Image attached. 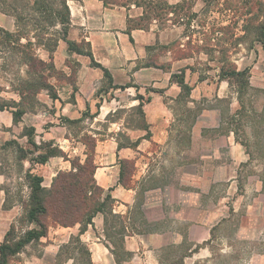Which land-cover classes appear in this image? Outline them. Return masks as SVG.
I'll return each mask as SVG.
<instances>
[{
  "label": "rangeland",
  "instance_id": "1",
  "mask_svg": "<svg viewBox=\"0 0 264 264\" xmlns=\"http://www.w3.org/2000/svg\"><path fill=\"white\" fill-rule=\"evenodd\" d=\"M251 1L264 6V0ZM249 2L186 0V8L179 16L168 17L172 21L166 24L157 22L160 27L175 28L181 36L170 45L154 47L144 62H154L164 71L151 73L145 80H170L174 85L176 98H166L171 112L169 137L165 148L153 143L143 153L144 175L139 181L133 179V175L139 174V169L135 172L133 159L138 155L130 152V159L121 163L128 186L138 190L134 213L140 230L146 235L164 233L159 264H264V37L253 33L264 19L258 11L260 6L253 7ZM248 21L252 28L246 35L244 27ZM44 27L48 36L56 30L46 24ZM28 36L35 42L32 33ZM39 49L46 50L35 47L41 58ZM67 64L73 71L79 67L73 59ZM236 71L247 72L242 94L240 83L229 79V74ZM59 72V75L50 73L49 82L57 94L61 91L70 95L76 89V74L68 78ZM180 77L192 88L190 92L181 90L177 83ZM20 79L26 80L22 66L0 70L3 98L20 100L14 92ZM102 88L108 91L107 99L120 101V104L113 102L114 106H125L110 117L111 121H121L122 126L111 125L101 118L102 121L94 122L91 116L95 107L85 112L82 122L70 124L65 120L67 117L58 115V108L40 101L50 97L46 91L25 101L24 107L29 110L25 119L40 126L37 142L54 141L65 153L66 158L61 160L69 161L71 169L61 172H71L72 164L79 170L88 157L95 163L98 140L132 145L130 139L135 133L131 131H144L147 126L146 118L128 107L131 97L127 91H112L105 79ZM11 117L9 112L0 111V143L16 140L27 148V140L21 136L23 128L9 127ZM65 133L69 142L64 140ZM95 133L102 136L96 137ZM56 162L50 159L45 166H35L33 172L51 176ZM17 163L13 148L0 150V190L9 192L8 200L14 205L10 212L4 213L7 217L3 222L0 220V236L12 224L19 234L33 228L27 221H20L26 216L23 201L28 199L29 190ZM24 165L31 167L29 162ZM93 173L91 168L83 177L90 181ZM45 246L43 239L28 246L11 264H26L31 255L42 257ZM122 257L124 263L132 256ZM64 259L60 256L58 263ZM76 264L89 263L83 258Z\"/></svg>",
  "mask_w": 264,
  "mask_h": 264
},
{
  "label": "crops",
  "instance_id": "2",
  "mask_svg": "<svg viewBox=\"0 0 264 264\" xmlns=\"http://www.w3.org/2000/svg\"><path fill=\"white\" fill-rule=\"evenodd\" d=\"M70 10L71 25L68 32V40L81 43L86 42L91 46V52L95 62L107 69L115 85L131 86L120 90L128 93L130 99V108H135L140 104L138 96L144 97V113L149 128L150 136L147 138V131L132 130L133 137L130 141L132 145L119 147V143L110 139L98 140L96 147L95 174L96 184L103 189L104 193L111 192L115 200L114 212L125 218V228L127 235L123 244V252L131 254V259L123 264H159V252L165 245L164 233L155 232L146 235L145 231L140 230L136 222L135 206L137 204V188L127 187L120 183L122 171L121 160H128L130 152L134 156L135 172L139 169V174L133 175V179L139 181L144 175L141 170L144 169L143 153L147 152L153 146V143L163 148L168 140V127L171 120L169 103L166 98L171 100L176 98L174 85L162 81H147L144 77L153 74L156 71L164 72L161 66L145 67L144 63L148 59V54L157 45L167 46L171 42L180 38L175 28H165L160 30L158 21H153L149 30H131L128 31V21L139 20L144 15L143 8L136 7L134 4L127 6L112 5L106 7L102 0H66ZM156 1V0H155ZM184 0H167L169 5H177ZM0 28L8 32L16 31V24L13 17L1 12L0 10ZM23 42H26L24 40ZM40 57L44 61L48 60L47 51L39 49ZM79 64L76 71L67 64L69 60ZM54 63L57 70L62 71L69 78L76 74V89L70 92V95L59 91V100L53 101L49 98H42L40 101L48 106L58 108V115L67 117L71 120L81 119L85 112L96 108L97 117L92 120L111 122V125L122 126L121 121H111L110 117L118 108L125 106H114L113 102L120 104L117 99H107L106 92H100L104 83V72L100 68L92 66L89 57L70 54L67 43L60 41L55 52ZM149 63V62H148ZM1 67V58H0ZM102 85V86H101ZM101 86V87H100ZM100 87V88H99ZM116 91V90H112ZM119 91V90H117ZM100 92V93H99ZM144 92V93H143ZM146 97V98H145ZM171 97V98H170ZM99 103V108L97 107ZM9 112V111H4ZM10 113V112H9ZM94 113V114H95ZM11 114V113H10ZM93 114V115H94ZM12 115V114H11ZM24 115L19 124L22 128L34 127L36 133L39 132V125L29 122ZM49 113H44L48 116ZM38 117V114H34ZM100 118L102 120H100ZM17 125L11 117L10 128ZM99 132V129L96 128ZM119 129V128H118ZM62 130H64L62 128ZM112 131V129H109ZM137 132V133H136ZM67 133V132H66ZM64 136V140L69 139ZM48 136H43V139ZM94 136H102L101 133H95ZM59 142V140H58ZM149 143L150 145H147ZM105 152L109 153L105 155ZM56 166L51 170V176L44 177V186L49 188L53 179L61 171H68L71 167L69 161H63L56 157ZM50 164V163H49ZM5 193L0 190V207L4 209ZM0 220L3 222L8 210H0ZM8 225V223H7ZM80 225L73 227L51 226L48 231V237L45 240L46 246L42 257L32 256L27 258L26 264H59V253L63 246L69 244L72 236L79 235ZM6 231L0 236V243L3 242ZM81 240L87 245L92 264H117L111 244L104 236V216L98 214L93 219V226H90ZM49 257L51 260L46 261ZM61 264H74V259H64Z\"/></svg>",
  "mask_w": 264,
  "mask_h": 264
},
{
  "label": "trees",
  "instance_id": "3",
  "mask_svg": "<svg viewBox=\"0 0 264 264\" xmlns=\"http://www.w3.org/2000/svg\"><path fill=\"white\" fill-rule=\"evenodd\" d=\"M106 7L112 5L127 6L134 4L136 7L143 8L144 15L139 20L129 19L128 31L131 30H149L153 21H162L166 24L172 21L170 16H179L186 8V0L177 5H169L167 0H102ZM259 7L260 5L250 0L248 5ZM1 12L11 16L15 20L16 31L8 32L0 28V58L2 65L0 70L8 71L10 67L22 66L26 75V80H18V87L14 92L20 97L19 101L14 99H5L2 96L0 88V111H9L13 116L15 125H19L25 114L29 111L24 107L25 101L33 97H37L41 91L48 92L53 101L59 100V95L55 87L49 82L50 73L54 72L59 75L54 63V54L58 48L59 42L67 43L68 52L70 54H78L89 57L92 66L100 68L104 72L105 80L112 90H124L128 86L115 85L111 73L102 65L95 62L91 46L86 42L76 43L68 40V32L71 25V16L69 6L66 0H0ZM237 12L239 9H235ZM258 11L263 14L264 6H260ZM251 14V13H249ZM246 15V14H244ZM244 27L246 35L252 27L251 22ZM51 26L56 29L53 34L46 32L44 25ZM160 27V26H159ZM166 26L160 27V30ZM250 28V29H249ZM32 33V40H29V34ZM254 35L264 37V22L258 24L254 28ZM26 40V42H23ZM35 47H42L49 54V61H44L35 53ZM145 67L156 66V63L149 62ZM49 73V74H46ZM229 79H235L240 83L239 92L242 94L244 89L246 71L232 72ZM226 76V75H225ZM176 77V76H173ZM223 77V76H222ZM178 78V77H177ZM224 78V77H223ZM178 85L182 91H191L192 88L186 84L184 78H179ZM100 92H108L102 88ZM99 92V93H100ZM140 104L134 109L138 111L141 118H145L144 97L138 96ZM181 96L178 98V100ZM38 104V103H36ZM99 108V104H97ZM87 114L78 120H67L70 124L82 122ZM98 112L92 118L97 117ZM149 132L148 125L144 128ZM22 138L27 140V148L21 146L16 140L0 143V150L14 149L17 160V168L19 173H24L26 188L29 190L28 199L23 201L26 208V216L21 222L27 221L33 228H28L22 233H18L16 226L12 224L7 231L4 240L0 243V264H11V262L24 249L34 243H41L42 239L48 237L49 228L53 223L55 226L73 227L80 225V232L77 236H72L69 244L63 246L58 257L64 256L66 259H74V264L78 261L82 262L83 258H87L88 263L91 262V255L87 245L81 240V236L85 234L90 226H93V219L98 215L104 216V236L111 244V252L113 253L117 264H123V257H131V254L123 252V244L127 235L125 228V218L114 212L115 200L112 198L111 192L104 193L95 182V163L90 157L85 161L84 166H80L79 170L74 168L71 172H59L53 179L51 187L44 186L45 179L42 175L34 173L35 166H45L50 159L60 157L66 158L65 153L60 147L55 146L54 141L37 142V133L34 127H24L21 134ZM89 142H86L89 147ZM123 145L119 144V147ZM29 162L30 168H26L24 163ZM120 176V183L128 186L125 180V171L123 162ZM93 168V178L88 180L83 174ZM74 170L80 171L79 173ZM3 190V189H1ZM6 199L4 209L10 210L14 207L12 202L8 200L9 192L5 190ZM20 198L23 200L22 196ZM10 203V204H9ZM126 255H123L125 254ZM183 261V260H182ZM176 264H182L176 263Z\"/></svg>",
  "mask_w": 264,
  "mask_h": 264
}]
</instances>
